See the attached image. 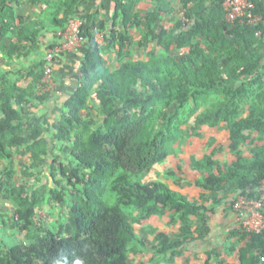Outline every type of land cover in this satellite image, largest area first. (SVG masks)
<instances>
[{
	"label": "trees",
	"instance_id": "obj_1",
	"mask_svg": "<svg viewBox=\"0 0 264 264\" xmlns=\"http://www.w3.org/2000/svg\"><path fill=\"white\" fill-rule=\"evenodd\" d=\"M41 1L49 12L27 23L13 0H0V53L27 59L46 49L43 29L79 16L83 55L74 91L52 122L38 115L55 92L39 88L45 58L0 69V264H148L131 257L139 249L175 261L186 244L208 236L207 202L223 194L233 204L239 196L264 201L262 23L230 22L227 0H180L179 17L171 0H152L145 12L137 9L142 0H110V19L82 15L87 0ZM253 1L264 18L263 1ZM134 45L146 58H129ZM222 124L233 158L222 159L209 138L212 153L189 182L202 192L199 203L177 187L183 179L168 162L185 127L200 135ZM46 167L51 184L39 171ZM157 168L177 176V186L151 176ZM55 207L60 215L48 224ZM166 216L172 231L150 224ZM8 224L23 235H12L13 246L1 237ZM231 237L243 243L238 262L219 264H264V233L240 224Z\"/></svg>",
	"mask_w": 264,
	"mask_h": 264
},
{
	"label": "crops",
	"instance_id": "obj_2",
	"mask_svg": "<svg viewBox=\"0 0 264 264\" xmlns=\"http://www.w3.org/2000/svg\"><path fill=\"white\" fill-rule=\"evenodd\" d=\"M13 1L16 14L24 16L27 23L36 22L37 19L39 20L40 18L44 19L46 13L49 12V9L42 4V1L38 4L36 3L38 0ZM262 1L264 3V0ZM113 13L114 6L110 0H87L81 9L82 15L88 16L90 14H96L100 19H110L111 16H113ZM37 27L40 28L41 26H35L34 28L37 29ZM52 29V27H49L46 30H42L46 34L44 43L46 49L30 55L27 59L21 58L25 59L26 63L25 65L22 64L20 66H32L39 60H43L45 58L47 50L51 46H54L57 42L56 31L58 28ZM53 33L55 34L52 38L50 34ZM1 55H3V57H1ZM82 55V52L65 54L55 60L53 66L58 85L49 102L38 110V115L48 114L50 122L56 118L58 111H60V107L74 91L75 84L79 78V67L81 65L80 59ZM18 59L20 58L7 60L5 55L0 53V69H15L16 67H2L1 64L3 62H7L6 65H11ZM20 66L17 65V67ZM221 158L224 159V157ZM225 159L228 160L229 158ZM189 170L188 180L191 181V178L195 174H199V172L196 171L195 168H189ZM186 193L191 195L196 200H199V203L203 202L201 199L202 192L200 189L192 187ZM206 206L213 210L209 213L210 232L208 236L204 240H197L186 244L185 247L187 246L188 249L186 250L184 248L183 255L175 261L178 260L179 264H206L208 260H210L211 264H219L218 260L220 259L229 263L238 262L239 248L243 243L237 237H231V232L237 229L240 225L239 216L233 207L232 196L226 194L220 195L216 198L215 202H207ZM217 253L221 256H217ZM174 263L175 262H173V264Z\"/></svg>",
	"mask_w": 264,
	"mask_h": 264
},
{
	"label": "rangeland",
	"instance_id": "obj_3",
	"mask_svg": "<svg viewBox=\"0 0 264 264\" xmlns=\"http://www.w3.org/2000/svg\"><path fill=\"white\" fill-rule=\"evenodd\" d=\"M173 8L175 10V13L179 17L182 12V7L180 0H171ZM152 4V0H142L140 4L137 5V9L139 11L145 12ZM172 16L168 14H164V22L168 25V27H172L174 25V19L171 18ZM131 35L135 39V41H139L141 39V33L136 29H131L130 31ZM55 33L50 34L53 38ZM98 39L100 41H103V37L101 34L98 35ZM131 59H143L146 58V53L143 49L138 48V46L134 45L130 47V56ZM17 59V58H16ZM110 60L112 62L113 67H117L119 65L117 54H113L110 57ZM26 61L25 59H18L16 62L12 63L11 65H6L7 62H3L1 65L2 67L10 66V68H15L17 65H25ZM10 64V63H9ZM1 71V70H0ZM188 127L184 128L182 140L179 144L175 146V154L170 158L168 164L171 168L176 170L179 173V176L181 179H183L182 185L177 186V176L170 175L164 168H157L155 171L151 174V176H154L155 178L162 179L166 181L170 186L175 187L177 186L181 190L187 192L189 191L192 186L189 185L190 180H188V174L190 172V169H194L196 171H199V167L197 166V161L200 159H204L207 156H209L212 153L213 146L210 145L209 138H214L216 140V144H219L222 146V149L220 151V157L224 158H233L232 152L229 149V136L227 131V126L222 124L215 132H207L206 134H200V135H190L188 133ZM51 157L53 156V153L50 154ZM168 165V166H169ZM178 166H182L183 171L178 170ZM37 171V170H36ZM41 171L42 178L48 179L49 184L52 183V179L50 178L51 171L48 167L39 169ZM40 174V172H39ZM1 189V187H0ZM1 196V192H0ZM0 201L3 200L0 197ZM235 203V202H234ZM234 205V204H233ZM60 215V211L58 208L50 209V212L46 214L48 216V224L50 222H54V220ZM150 224L163 231H172L171 226L169 225V217H162V218H156L153 217L150 220ZM16 237H23L22 233L19 230H13L10 228V224H8L7 227L3 228V231L1 232V237H4L8 244L10 246H13L16 244L17 240L12 236ZM186 250L188 249L187 246L184 247ZM139 253H132L131 257L135 260H145L148 264H179V261H171L170 256H155L153 252H146L143 249H139Z\"/></svg>",
	"mask_w": 264,
	"mask_h": 264
},
{
	"label": "built area",
	"instance_id": "obj_4",
	"mask_svg": "<svg viewBox=\"0 0 264 264\" xmlns=\"http://www.w3.org/2000/svg\"><path fill=\"white\" fill-rule=\"evenodd\" d=\"M227 19L230 22L240 21L251 25H264V18L255 12L256 4L253 0H227L224 4ZM85 21L81 17L70 18L65 27L56 31L57 42L45 56L44 74L39 88L41 92H53L57 88L54 73V62L65 54L78 52L84 40L81 31ZM3 57V55H1ZM234 210L239 216L240 224L249 232L261 235L264 233V201L250 200L239 196L235 201Z\"/></svg>",
	"mask_w": 264,
	"mask_h": 264
}]
</instances>
